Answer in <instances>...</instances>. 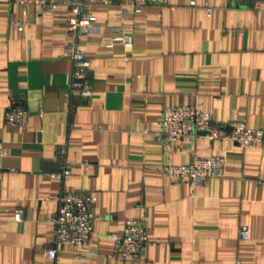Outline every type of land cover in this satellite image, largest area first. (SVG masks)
I'll return each instance as SVG.
<instances>
[{"label": "crops", "instance_id": "0c3cea01", "mask_svg": "<svg viewBox=\"0 0 264 264\" xmlns=\"http://www.w3.org/2000/svg\"><path fill=\"white\" fill-rule=\"evenodd\" d=\"M89 11L95 31L82 51L93 93L81 97L61 57L66 7L0 0V264H264V182H255L264 141L240 148L197 136L167 147L152 135L161 110L178 105L264 131V0H166L136 14L129 0H90ZM10 16L32 22L18 31ZM116 33L131 45L110 43ZM9 109L27 113L24 129L4 122ZM58 146L70 162L61 181L49 176ZM191 154L223 156L224 177L190 185L159 173ZM63 192L95 197L91 244L81 255L59 246L49 262L48 219ZM138 216L147 227L140 258L108 260L112 237Z\"/></svg>", "mask_w": 264, "mask_h": 264}, {"label": "built area", "instance_id": "2783aa9c", "mask_svg": "<svg viewBox=\"0 0 264 264\" xmlns=\"http://www.w3.org/2000/svg\"><path fill=\"white\" fill-rule=\"evenodd\" d=\"M10 2L40 12H47L54 5L66 7L69 12V16L64 21L67 40L61 57L71 63L69 91L75 96H91L93 91L86 81L88 60L82 51L85 38L95 31V17L89 11L90 0H10ZM152 3L164 5L166 0H129V8L135 14L141 13L147 5ZM189 5L192 6L193 2L190 1ZM204 10L208 14L207 6H204ZM116 18L120 19V13L116 14ZM9 22L15 24L17 30L21 31L23 26L32 22V19L18 21L10 16ZM136 28L137 26L133 25V29ZM223 33L232 36L236 30L224 29ZM110 43L130 46L131 38L116 33L111 36ZM70 107L74 105L71 104ZM3 119L7 125L24 129L27 124V113L21 109H9L4 112ZM158 126L152 135L155 140L167 147L172 142L197 136L220 144L232 142L240 148L253 147L264 141L263 130L247 128L240 122L218 125L212 122L208 112L198 111L192 105L164 107L161 110ZM3 154L4 148L0 142V156ZM56 157L57 169L49 176L61 181L69 174L70 169V162L65 159L63 146L57 147ZM224 172L225 159L223 156L200 158L194 154L190 155L186 164L164 165L159 169L161 176L179 181L184 180L190 185L201 184L210 178H223ZM255 182L256 184L264 182V173ZM94 202L95 197L89 193L63 192L59 194L57 208L48 219L52 225V235L51 244L45 250V257L49 262L54 260L59 246H70L73 254L81 255L84 253V247L91 244ZM20 217V210H16L13 220L19 221ZM146 231L144 217L126 218L123 221L121 235L112 237L113 245L108 260L130 262L139 259L147 244ZM238 235L240 239H246L245 226H239Z\"/></svg>", "mask_w": 264, "mask_h": 264}, {"label": "water", "instance_id": "95a60500", "mask_svg": "<svg viewBox=\"0 0 264 264\" xmlns=\"http://www.w3.org/2000/svg\"><path fill=\"white\" fill-rule=\"evenodd\" d=\"M202 134V133H201Z\"/></svg>", "mask_w": 264, "mask_h": 264}]
</instances>
